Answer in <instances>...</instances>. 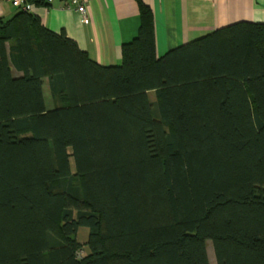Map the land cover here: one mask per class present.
Instances as JSON below:
<instances>
[{
	"label": "trees",
	"instance_id": "obj_1",
	"mask_svg": "<svg viewBox=\"0 0 264 264\" xmlns=\"http://www.w3.org/2000/svg\"><path fill=\"white\" fill-rule=\"evenodd\" d=\"M137 2L113 66L0 17V264H264V24L158 57Z\"/></svg>",
	"mask_w": 264,
	"mask_h": 264
},
{
	"label": "crops",
	"instance_id": "obj_2",
	"mask_svg": "<svg viewBox=\"0 0 264 264\" xmlns=\"http://www.w3.org/2000/svg\"><path fill=\"white\" fill-rule=\"evenodd\" d=\"M141 1L153 14L158 57L236 22L264 24V0ZM33 4L32 13L43 26L65 33L90 59L102 66L120 64L122 45L136 37L140 26L137 0H92L87 6V22L73 8H62L63 0H51L49 4L33 0ZM16 12L7 0H0V17L8 19ZM13 73L20 75L16 71ZM46 83L48 86L44 79L43 92ZM46 107L53 108L54 102Z\"/></svg>",
	"mask_w": 264,
	"mask_h": 264
},
{
	"label": "built area",
	"instance_id": "obj_3",
	"mask_svg": "<svg viewBox=\"0 0 264 264\" xmlns=\"http://www.w3.org/2000/svg\"><path fill=\"white\" fill-rule=\"evenodd\" d=\"M11 6L16 9H20L27 12H32L34 8L33 0H7ZM44 4H49L51 0H41ZM92 0H63L64 9L73 8L82 17V20L87 22V6ZM84 250L80 249L78 251V256L83 255Z\"/></svg>",
	"mask_w": 264,
	"mask_h": 264
},
{
	"label": "rangeland",
	"instance_id": "obj_4",
	"mask_svg": "<svg viewBox=\"0 0 264 264\" xmlns=\"http://www.w3.org/2000/svg\"><path fill=\"white\" fill-rule=\"evenodd\" d=\"M44 96H45V102H46L47 106L50 105L52 102H54V101L50 102L51 96H50V93H49V90H48L47 83L45 84V87H44ZM149 96H150L152 101L155 100V95H154L153 92L149 93ZM87 235H88L87 228L80 227L79 230H78V233H77L78 240L80 242L84 243L86 241ZM206 246H207L208 258H209L210 264H215L213 249H212V246H211L210 242H207Z\"/></svg>",
	"mask_w": 264,
	"mask_h": 264
}]
</instances>
